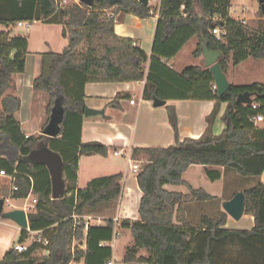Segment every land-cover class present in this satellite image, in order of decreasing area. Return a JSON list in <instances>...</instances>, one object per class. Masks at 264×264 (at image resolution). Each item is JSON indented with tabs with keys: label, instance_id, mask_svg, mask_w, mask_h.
I'll return each mask as SVG.
<instances>
[{
	"label": "trees",
	"instance_id": "trees-1",
	"mask_svg": "<svg viewBox=\"0 0 264 264\" xmlns=\"http://www.w3.org/2000/svg\"><path fill=\"white\" fill-rule=\"evenodd\" d=\"M14 3V13L0 15V25L10 30L20 21L37 18L62 23L70 35L63 51L43 53L41 72L33 82L35 90H43L49 95V114L60 96L67 113L85 112L84 95L74 98L64 91L65 73L73 71L80 74L82 89L91 82L145 80L144 99L153 100L157 96L161 99L216 101L207 116V127L199 137H181L176 107L167 104L174 144L133 148V159L145 158L148 162L136 176L142 190L139 218L122 221V227L129 229L134 239L127 247L123 261L127 264H264V183L260 179L264 172V126L250 120L258 113L264 114V83L231 84L220 96L217 89H213L215 80L210 68L193 65L179 74L183 85L173 94H167L157 76L145 73L144 64L149 54L134 38L115 32L118 16L122 13H133L142 18L152 15L151 7L138 0H118L113 4L110 0H94L92 6L71 2L64 7H57L54 0H14ZM229 3L230 0H162L151 58L161 62L175 56L194 36L199 42L193 54L203 55L202 45L207 41L210 49L221 52L219 61L224 71L225 58L231 52L235 65L249 56L264 58V31L251 35L242 21L228 16ZM111 13L114 17H109ZM217 26L226 29L221 39L212 32ZM9 30H0V146L4 144L0 147V156L7 155L9 171L13 174L19 154H29L54 138L46 134L24 135L23 140L13 142V134L1 130L20 108L19 97L6 94V91L13 74L25 71L29 53L27 37L12 35ZM244 91L258 93L253 103L237 102L239 93ZM123 97L118 93L109 104L117 105ZM224 102L227 106L221 118L225 128L216 134L213 126ZM254 103L258 105L257 109L253 108ZM61 133L66 137V129ZM108 150L99 141L80 142L79 154L65 162L66 194L53 199L50 187L37 193V211L29 213L30 228H44L50 235L49 255L42 256L39 244H33L24 253L17 252L12 246L0 259V264H69L71 261L108 264L113 259V247L104 244L114 238L113 218L106 219V226L90 225L85 231L86 220L74 215L99 212L100 206L116 202L122 193L124 175L117 173L93 178L85 189L66 196L77 188L79 156L105 155ZM193 164L223 167L244 177L258 178L254 186L242 190L246 195L245 215L254 217L250 229L226 228L229 214L225 210L215 218L202 215L198 226L189 223L184 203L214 197L184 179V173ZM34 172L30 166L27 172L16 173L18 189L13 197L24 198L30 194L31 181L26 173ZM207 174L211 180L221 178L217 169H209ZM167 184L187 185L189 192L168 190ZM49 226L52 228H47ZM27 237L28 233L22 229L19 240ZM83 244L84 248H81ZM143 249L148 255H140Z\"/></svg>",
	"mask_w": 264,
	"mask_h": 264
},
{
	"label": "crops",
	"instance_id": "crops-1",
	"mask_svg": "<svg viewBox=\"0 0 264 264\" xmlns=\"http://www.w3.org/2000/svg\"><path fill=\"white\" fill-rule=\"evenodd\" d=\"M262 1L264 2V0ZM149 4L151 5V0L147 5ZM160 5L156 4L154 9L151 11L152 15L146 18L139 17L133 13L120 14L115 25V32L120 36L134 38L136 40L135 42L149 54V59L144 64L146 75L152 73L157 76L160 79L162 87L166 93L171 95L184 83L179 74L184 68H186V64L183 63L184 59L181 56V53L185 49L186 45H191L189 48L191 55L193 58L199 60L198 64L196 63L194 66L207 67V64L204 55L197 57L193 54L199 42L197 36L189 39L179 53L171 58L162 59L161 62L154 61L151 58ZM232 12V4L230 0L228 6V16L230 18L242 21L250 31L251 35L259 34L264 31V13H259L255 17H245L233 16ZM5 29L6 28L4 27L0 28V30ZM45 52L49 51H43L36 56L29 52L26 58L25 71L13 74L11 85L6 91V94L16 95L21 101L20 108L12 114V117L9 119L7 125L1 128L2 132H10L13 134V142L23 140L24 135L37 136L43 134L42 130L49 123L51 115L48 113L50 97L45 91L35 90L33 87L34 79L41 72L42 55ZM250 57L252 56H249L245 60ZM225 60L226 66H229L230 62L233 63L232 52L225 58ZM240 63L236 65H239ZM81 81L82 78L78 72H66L64 76L65 93L74 98H79L84 95L86 106L103 110V113L86 115L85 112L81 114L79 112L67 113L65 111L61 132L66 129V137H64L60 132L58 136L53 137L54 139L51 143H44V145L40 147H47L61 154L64 161V195L67 190V168L65 167V162H69V160L76 154H79L80 142L99 141L108 147V153L105 155L91 153L79 156L77 188L75 192L70 191L66 196L70 197L72 194H75L78 189H85L93 178L117 173H122L124 175L122 181V193L116 202L113 201L100 206L98 208L100 210L99 212H89L84 214V216L90 215L101 219V226L107 225V218H113L115 222L114 233L117 234V238H113V240L108 243L104 242V244H110L113 247L114 258V245L118 239L126 237V249L134 241L130 230L122 227V221L125 219L137 220L139 218V206L142 190L137 182L136 176L138 172L133 171V173H131L130 169H132V164L134 162L140 160L132 158L133 148L149 146L165 147L174 144V129L169 121L168 110L166 107L167 104H172L176 107L179 117V132L181 137H199L207 127V116L215 107L216 101L176 98L165 99L167 101L165 105L154 106L153 100L144 99L143 97V91L146 83L145 80L131 82H91L87 83L83 89L81 88ZM255 82L261 83L264 81L231 84L249 85ZM118 93L124 95L125 97L120 98L117 105L109 104V102L113 100ZM131 99H135L137 103L131 104ZM226 106L227 104L224 102L221 103L219 107L213 126L216 134H220L225 128V123L221 117ZM3 146L4 144L0 147L3 148ZM40 147L38 149H40ZM38 149L33 150L29 154H19L13 174L9 171L11 166L7 155L0 156V198H3L4 201H9L10 198H16L13 197L15 191L13 189V184L15 183L16 173H20L21 171L27 172L28 167L30 166H32L35 171L34 173H26L31 181L30 194L24 198H17L18 200H22V204L18 206L11 204L13 209H23L26 199H28L29 202H32V200L38 196L37 193L44 192V190H47L49 187L51 188V197L54 199L53 181L49 167L42 162L34 160L32 157ZM114 152L119 153L115 154ZM125 154L128 156L127 165L122 160V156ZM110 158L113 159L111 160L112 162H109ZM104 159H106L109 163H106ZM193 165H201L202 167H208L209 169H217L215 168L216 166L202 164ZM98 168H109L110 171L109 173L102 174L98 173ZM2 170H5L8 175H13L14 181L8 175L1 174ZM184 179L193 186L189 180L186 178ZM260 179L264 183V172ZM182 186L183 185L167 184L165 185V188L171 191L186 193L181 188ZM210 194L213 196L215 195V193ZM31 197L32 200L29 199ZM36 211L37 207L30 212ZM30 212H28V221ZM246 216L249 217L247 218L251 222L250 227L248 228L250 229L254 224V217L253 215ZM92 223L93 224L91 225H97L96 223L98 222L93 220ZM225 227L239 229L233 226L230 222V215ZM47 228H52V226ZM37 230H44V228ZM21 231L22 227L15 221L4 218L0 219V259L5 256L7 250L15 244L16 240L20 239ZM85 231L87 230L85 229ZM80 247L84 248V244ZM125 253L126 250L124 251V255ZM41 254L42 256H45L43 249ZM74 262L75 264H84L83 262L76 261H71L69 264Z\"/></svg>",
	"mask_w": 264,
	"mask_h": 264
},
{
	"label": "rangeland",
	"instance_id": "rangeland-1",
	"mask_svg": "<svg viewBox=\"0 0 264 264\" xmlns=\"http://www.w3.org/2000/svg\"><path fill=\"white\" fill-rule=\"evenodd\" d=\"M231 4L233 16L255 17L257 14L264 12V2L262 0H231ZM14 5V0H0V15L10 16L13 14L15 11ZM153 6H156V3L154 0H151V7ZM3 27L6 28L4 25H0V28ZM5 30L8 31L9 29L6 28ZM9 31L12 35L27 37L28 51L35 56L43 51L61 52L70 41V35L68 32L66 33L65 27L62 23L48 22L37 18L30 29L17 24ZM190 46L191 45L189 44L186 45L181 53V56L184 59L183 63L186 64L185 67L195 65L196 63L198 64L199 61L191 55L189 49ZM230 65L226 66L225 73L231 83L237 84L264 81V58L258 59L250 57L249 59L242 61L239 65H235L231 62ZM259 126H264V124L261 122L259 123ZM127 159V154L122 156V160L126 165L128 163ZM111 160L113 159L110 158L109 162H112ZM104 161H106V159H104ZM109 162L106 161V163ZM136 162L139 165L140 170L148 161L144 158ZM215 168H217L221 175H223L221 178L215 180H211L207 175V170H209V168L202 167L201 165H192L184 174V178L189 180L193 184V187L204 188L209 193H215L214 197L207 201H189L184 203L186 216L191 225L198 226L202 215H209L213 218L217 217L219 212L224 210L223 203L226 200L230 199L236 191H242L254 186L258 179L254 176H241L235 171H226L223 167L216 166ZM97 171L98 173L105 174L109 173L110 170L109 168H98ZM130 172L133 173V170L130 169ZM181 188L186 193L189 192V187L187 185H183ZM29 199L32 200V197ZM9 202L16 206L22 204V200H18L17 198H10ZM11 209H13L12 205H5L6 211ZM247 217L248 216L244 215L240 220H236L230 216V222L233 226L239 229H248L251 222L248 219L249 217ZM126 240V237H122L115 242L114 264H127L123 261L124 251L126 250ZM18 241L19 240L17 239L15 243ZM27 242H29V240ZM140 255L146 256L148 255V252L143 249L140 251ZM72 264H75V262Z\"/></svg>",
	"mask_w": 264,
	"mask_h": 264
},
{
	"label": "water",
	"instance_id": "water-1",
	"mask_svg": "<svg viewBox=\"0 0 264 264\" xmlns=\"http://www.w3.org/2000/svg\"><path fill=\"white\" fill-rule=\"evenodd\" d=\"M82 3L92 6L94 0H80ZM118 0H110L113 4ZM145 5L148 4L149 0H141ZM72 39V37H71ZM203 55L207 66L210 68L217 86V91L222 96L230 87L231 82L229 81L225 71L223 70L219 58L221 52L219 50L210 49L208 42L203 43ZM258 96L257 92L244 91L239 93L237 97L238 103L251 104L254 102L255 97ZM165 99H161L157 96L153 98L154 106H162L166 104ZM65 108L63 105V97H58L55 100V104L52 108L49 123L42 130L43 134L51 137L59 135L62 129V122L64 119ZM103 113V110L94 109L86 106L85 114H97ZM33 159L46 164L51 172L53 181V197L60 198L65 192V180L63 177V165L64 161L59 152L51 150L47 147H41L33 154ZM4 199L0 198V219H11L15 221L22 228H26L29 225L28 217L24 209H13L3 212ZM246 207V195L243 191H238L231 199L226 200L223 203L224 210L236 220H240L245 215Z\"/></svg>",
	"mask_w": 264,
	"mask_h": 264
},
{
	"label": "built area",
	"instance_id": "built-area-1",
	"mask_svg": "<svg viewBox=\"0 0 264 264\" xmlns=\"http://www.w3.org/2000/svg\"><path fill=\"white\" fill-rule=\"evenodd\" d=\"M140 2H142L141 0H138ZM150 1V0H149ZM55 4L57 7H64L65 5L71 3V2H76V3H80V0H54ZM154 2H156V4L160 5L161 4V0H154ZM82 3V2H81ZM150 5V4H149ZM151 6V5H150ZM155 6L151 7V11L154 9ZM109 17H114V13L109 14ZM34 21L31 20H24V21H20L18 22L19 26H24L27 29H30L31 26L33 25ZM213 34L216 36L217 39H221L223 34L226 33V29L221 28L219 26L214 27L212 29ZM213 89H217L216 84L213 85ZM131 104H136L137 101L135 99H131L130 100ZM253 108L257 109L258 105L256 103L253 104ZM251 122H253L255 125H259V123H263L264 124V114L262 113H258L257 115L253 116L251 119ZM26 137H29V135H26ZM115 154H118L119 152H114ZM132 170L133 171H138L139 170V165L137 164V162H134L132 164ZM7 172L5 170L1 171V174L3 175H8L6 174ZM10 178L13 179L14 181V176L13 175H8ZM13 189L17 190L18 186L14 183L13 184ZM8 202V203H7ZM11 205V203L8 200L4 201V205H3V212H6L5 210V205ZM36 204H37V198H34L32 200V202H29L28 199L25 200L24 205H23V209L26 211L27 217H28V212L33 211V209L36 208ZM9 211V210H8ZM75 217L77 218H84L86 220V227L85 229L87 230L88 227L93 224L92 221L96 220L98 223H96L97 225H101V219L99 218H95L93 216L90 215H75ZM25 229L26 232L28 233V237L25 240H19L17 243H15L13 246L15 248V250L19 253H24L29 251V249L31 248V246L33 244H39L40 246H42L43 249V253L45 256H48L50 253V244H51V237L50 235H47L45 233V230H32L30 228V225H28L26 228H22ZM117 238V234L114 233V239ZM29 240V242H27ZM81 246V245H80ZM75 247V244H74ZM74 251V249H73ZM108 264H114V261L111 260L108 262Z\"/></svg>",
	"mask_w": 264,
	"mask_h": 264
}]
</instances>
